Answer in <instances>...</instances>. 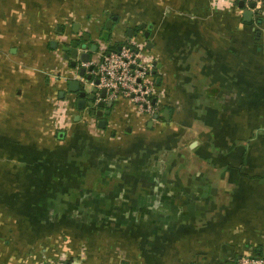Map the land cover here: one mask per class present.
Here are the masks:
<instances>
[{
	"label": "crops",
	"instance_id": "0c3cea01",
	"mask_svg": "<svg viewBox=\"0 0 264 264\" xmlns=\"http://www.w3.org/2000/svg\"><path fill=\"white\" fill-rule=\"evenodd\" d=\"M241 1L0 0V264L264 259V0ZM113 16L180 101L154 120L120 99L101 126L70 90L62 47Z\"/></svg>",
	"mask_w": 264,
	"mask_h": 264
},
{
	"label": "built area",
	"instance_id": "2783aa9c",
	"mask_svg": "<svg viewBox=\"0 0 264 264\" xmlns=\"http://www.w3.org/2000/svg\"><path fill=\"white\" fill-rule=\"evenodd\" d=\"M244 1L246 6L250 7L251 3H255L257 6L261 0ZM120 30H122L121 27L117 31ZM145 45V41L141 39L120 41L119 44L115 41L102 43L99 46L97 58L86 64L87 68L94 65V69L92 71L87 70L85 76L78 75V77L82 82H85L88 74L93 75L95 79L99 80L97 86L107 90L105 100L123 99L136 106L149 119L154 120L160 113L159 104L172 102L179 106L180 101L175 100L166 88H159L156 85L154 71L158 56L146 51ZM49 263L75 264L73 261L64 258L50 260ZM237 264H264V259L261 257H241Z\"/></svg>",
	"mask_w": 264,
	"mask_h": 264
},
{
	"label": "water",
	"instance_id": "95a60500",
	"mask_svg": "<svg viewBox=\"0 0 264 264\" xmlns=\"http://www.w3.org/2000/svg\"><path fill=\"white\" fill-rule=\"evenodd\" d=\"M241 7H245V1H241ZM256 6L255 3H251V9H245L244 10V18L246 21H251L253 17V8ZM119 22L118 16H113L110 20H108L105 23V28L101 35V40L97 44H93L91 48L87 47V45L80 44L79 41H73L71 44H66L62 47V51L64 52V57L67 60H71L72 66L75 68L78 67L79 75L85 76L87 73V70L92 71L94 69V65L89 66V68L86 67V64L90 63L93 60V54L98 52L99 45L102 43H108L111 39V36L113 34V29L115 28L116 24ZM146 23H143L141 25V29H145ZM151 28V27H150ZM149 28V29H150ZM116 36L119 38L118 33ZM132 36V35H130ZM150 32H145V38H149ZM116 38V37H115ZM116 38V40L118 39ZM144 38V39H145ZM86 40H89V37H86ZM147 49L152 50L153 43L150 41L147 43L146 46ZM82 51H81V50ZM93 75H88L87 80L88 82L92 80ZM87 82V81H86ZM94 87L90 90H86V86L78 81V80H72L69 82L70 90L78 95L77 103L80 109H86L89 108L92 115H96L99 118H101L100 125L103 126L106 124L103 117L105 116L104 108L107 107L109 110L106 111V114H110L111 110L110 108L113 107L114 101L112 99L105 100L107 97V90L104 88L101 91V94H99V80L95 79ZM100 99V100H99ZM170 114V110L166 109L163 113V116L168 118ZM157 118L159 115L156 116ZM80 116H77L76 119H79Z\"/></svg>",
	"mask_w": 264,
	"mask_h": 264
},
{
	"label": "rangeland",
	"instance_id": "374dc122",
	"mask_svg": "<svg viewBox=\"0 0 264 264\" xmlns=\"http://www.w3.org/2000/svg\"><path fill=\"white\" fill-rule=\"evenodd\" d=\"M118 23H119V22H118ZM118 23L116 24L115 28L113 29V30H114V32H115V31H117V30H118V28H119V26H120V24H118ZM86 89H87V91H90L91 87H90V85H89V84H87V85H86Z\"/></svg>",
	"mask_w": 264,
	"mask_h": 264
},
{
	"label": "flooded vegetation",
	"instance_id": "af4514ba",
	"mask_svg": "<svg viewBox=\"0 0 264 264\" xmlns=\"http://www.w3.org/2000/svg\"><path fill=\"white\" fill-rule=\"evenodd\" d=\"M91 46H92V45H90V47H89V48H91Z\"/></svg>",
	"mask_w": 264,
	"mask_h": 264
},
{
	"label": "trees",
	"instance_id": "16d2710c",
	"mask_svg": "<svg viewBox=\"0 0 264 264\" xmlns=\"http://www.w3.org/2000/svg\"><path fill=\"white\" fill-rule=\"evenodd\" d=\"M119 46H117V48H118Z\"/></svg>",
	"mask_w": 264,
	"mask_h": 264
}]
</instances>
